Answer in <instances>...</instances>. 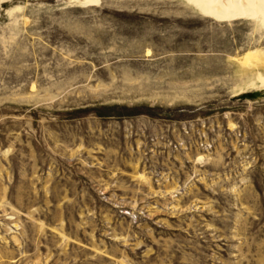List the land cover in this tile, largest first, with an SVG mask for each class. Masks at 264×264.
Returning <instances> with one entry per match:
<instances>
[{
    "label": "rangeland",
    "instance_id": "rangeland-1",
    "mask_svg": "<svg viewBox=\"0 0 264 264\" xmlns=\"http://www.w3.org/2000/svg\"><path fill=\"white\" fill-rule=\"evenodd\" d=\"M255 50L189 0H0V264H264Z\"/></svg>",
    "mask_w": 264,
    "mask_h": 264
},
{
    "label": "bare ground",
    "instance_id": "bare-ground-1",
    "mask_svg": "<svg viewBox=\"0 0 264 264\" xmlns=\"http://www.w3.org/2000/svg\"><path fill=\"white\" fill-rule=\"evenodd\" d=\"M189 1L198 6L204 12H207L209 15L214 16L221 21L234 20L243 17L259 18L264 25V0ZM240 62L242 64V70L248 73L249 76H252L250 84L264 86V53L259 50L250 51L240 59Z\"/></svg>",
    "mask_w": 264,
    "mask_h": 264
}]
</instances>
